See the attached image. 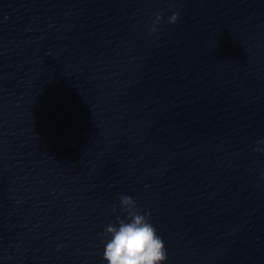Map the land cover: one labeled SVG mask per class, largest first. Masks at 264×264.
Listing matches in <instances>:
<instances>
[{
  "label": "water",
  "instance_id": "obj_1",
  "mask_svg": "<svg viewBox=\"0 0 264 264\" xmlns=\"http://www.w3.org/2000/svg\"><path fill=\"white\" fill-rule=\"evenodd\" d=\"M261 139L264 0H0V264H106L120 195L167 264H264Z\"/></svg>",
  "mask_w": 264,
  "mask_h": 264
},
{
  "label": "clouds",
  "instance_id": "obj_2",
  "mask_svg": "<svg viewBox=\"0 0 264 264\" xmlns=\"http://www.w3.org/2000/svg\"><path fill=\"white\" fill-rule=\"evenodd\" d=\"M178 12L168 17L169 23L177 22ZM163 19L162 12H156L150 26V33H156ZM257 144H264V139ZM257 152L264 148L257 147ZM112 211H117L113 205ZM119 211L114 223L105 226L101 239L103 259L106 264H167L168 251L163 238L150 222V211H141L137 201L129 195L119 196Z\"/></svg>",
  "mask_w": 264,
  "mask_h": 264
}]
</instances>
